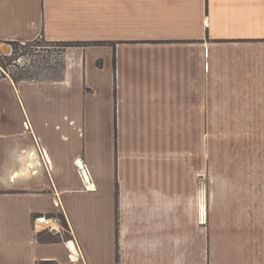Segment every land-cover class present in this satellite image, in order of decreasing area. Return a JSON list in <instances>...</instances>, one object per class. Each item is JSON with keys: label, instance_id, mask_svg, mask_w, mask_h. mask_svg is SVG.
<instances>
[{"label": "crops", "instance_id": "obj_1", "mask_svg": "<svg viewBox=\"0 0 264 264\" xmlns=\"http://www.w3.org/2000/svg\"><path fill=\"white\" fill-rule=\"evenodd\" d=\"M39 37L94 44L0 67V264H264V0H0Z\"/></svg>", "mask_w": 264, "mask_h": 264}, {"label": "rangeland", "instance_id": "obj_2", "mask_svg": "<svg viewBox=\"0 0 264 264\" xmlns=\"http://www.w3.org/2000/svg\"><path fill=\"white\" fill-rule=\"evenodd\" d=\"M0 51V67L14 79H57L62 71L61 43L37 38L30 42H7ZM5 47V46H4Z\"/></svg>", "mask_w": 264, "mask_h": 264}, {"label": "built area", "instance_id": "obj_3", "mask_svg": "<svg viewBox=\"0 0 264 264\" xmlns=\"http://www.w3.org/2000/svg\"><path fill=\"white\" fill-rule=\"evenodd\" d=\"M77 161L78 160H76V166L79 170L80 175L82 176V178L88 180L89 173L86 166L82 164L81 161ZM33 231L34 233L47 232L49 234L62 236L67 231V229L63 225L62 219L59 216L42 213L34 218Z\"/></svg>", "mask_w": 264, "mask_h": 264}, {"label": "trees", "instance_id": "obj_4", "mask_svg": "<svg viewBox=\"0 0 264 264\" xmlns=\"http://www.w3.org/2000/svg\"><path fill=\"white\" fill-rule=\"evenodd\" d=\"M56 43H61L63 46V49H65L66 47H70V46H86V45L94 44V43H73V42H56ZM61 219H63V223L64 225H66L64 218L62 217ZM37 264H58V263L53 260H45V261H39Z\"/></svg>", "mask_w": 264, "mask_h": 264}, {"label": "water", "instance_id": "obj_5", "mask_svg": "<svg viewBox=\"0 0 264 264\" xmlns=\"http://www.w3.org/2000/svg\"><path fill=\"white\" fill-rule=\"evenodd\" d=\"M5 46V47H4ZM5 49H4V48ZM0 51L2 52V53H8L9 51H8V46H7V44L6 43H4V44H0Z\"/></svg>", "mask_w": 264, "mask_h": 264}, {"label": "bare ground", "instance_id": "obj_6", "mask_svg": "<svg viewBox=\"0 0 264 264\" xmlns=\"http://www.w3.org/2000/svg\"><path fill=\"white\" fill-rule=\"evenodd\" d=\"M78 161L80 162V160H78ZM78 161H77V162H78ZM80 165H81V164H80Z\"/></svg>", "mask_w": 264, "mask_h": 264}]
</instances>
